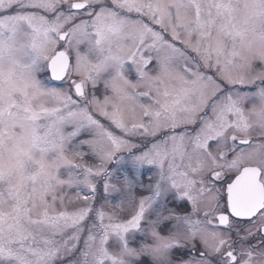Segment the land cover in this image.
Masks as SVG:
<instances>
[{
  "label": "snow or ice",
  "instance_id": "1",
  "mask_svg": "<svg viewBox=\"0 0 264 264\" xmlns=\"http://www.w3.org/2000/svg\"><path fill=\"white\" fill-rule=\"evenodd\" d=\"M0 264H264V0H0Z\"/></svg>",
  "mask_w": 264,
  "mask_h": 264
}]
</instances>
